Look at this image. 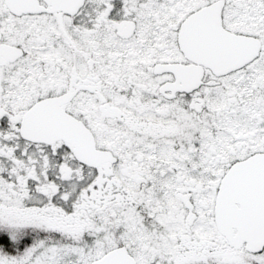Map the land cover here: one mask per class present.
Masks as SVG:
<instances>
[{
  "label": "snow or ice",
  "instance_id": "6c2138e0",
  "mask_svg": "<svg viewBox=\"0 0 264 264\" xmlns=\"http://www.w3.org/2000/svg\"><path fill=\"white\" fill-rule=\"evenodd\" d=\"M0 264H264V0H0Z\"/></svg>",
  "mask_w": 264,
  "mask_h": 264
}]
</instances>
